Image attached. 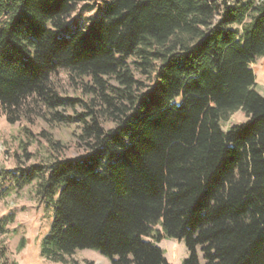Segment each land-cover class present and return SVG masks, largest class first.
Returning <instances> with one entry per match:
<instances>
[{
  "label": "trees",
  "instance_id": "obj_1",
  "mask_svg": "<svg viewBox=\"0 0 264 264\" xmlns=\"http://www.w3.org/2000/svg\"><path fill=\"white\" fill-rule=\"evenodd\" d=\"M86 1L0 0V110L43 96L61 69L102 90L113 77L123 93L115 130L87 127L86 155L14 175L17 188L38 180L53 210L42 257L169 264L157 244L175 239L183 264H201L199 252L205 264H264V94L251 68L264 57V0H108L72 28ZM131 57L158 64L150 90L135 92ZM238 111L247 121L224 131ZM0 264H17L1 243Z\"/></svg>",
  "mask_w": 264,
  "mask_h": 264
},
{
  "label": "rangeland",
  "instance_id": "obj_2",
  "mask_svg": "<svg viewBox=\"0 0 264 264\" xmlns=\"http://www.w3.org/2000/svg\"><path fill=\"white\" fill-rule=\"evenodd\" d=\"M108 0H88L76 5L68 17L72 28L86 27L98 19ZM137 57L126 60L140 83L136 93L146 92L155 85L158 64L145 70ZM257 90L264 94V57L251 63ZM102 90L88 77H79L67 70L57 71L41 97L29 98L15 112L0 110V225L4 233L0 243L9 262L17 264H61L41 255L42 241L49 233L53 210L37 196L38 180L17 188L15 174L37 166L46 169L56 160L78 159L89 152L87 127L98 119L106 131L119 124L118 107L123 105L122 89L113 77L103 79ZM17 119L12 123L10 119ZM247 121L238 111L222 122L224 131ZM13 217V219H11ZM160 230V228H158ZM23 243L22 249L20 245ZM165 252L169 264H183L190 253L184 241L165 239L157 244ZM201 264H205L199 252ZM68 264H111L95 250L77 251L67 258Z\"/></svg>",
  "mask_w": 264,
  "mask_h": 264
}]
</instances>
